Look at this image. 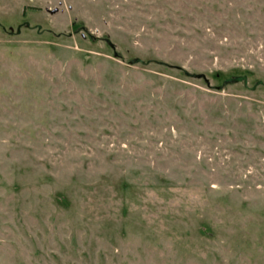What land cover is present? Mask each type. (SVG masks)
<instances>
[{
    "label": "rangeland",
    "instance_id": "rangeland-1",
    "mask_svg": "<svg viewBox=\"0 0 264 264\" xmlns=\"http://www.w3.org/2000/svg\"><path fill=\"white\" fill-rule=\"evenodd\" d=\"M0 264H264V0H0Z\"/></svg>",
    "mask_w": 264,
    "mask_h": 264
}]
</instances>
